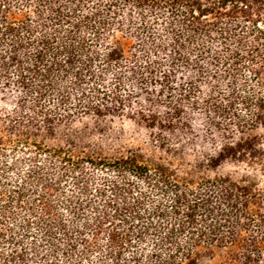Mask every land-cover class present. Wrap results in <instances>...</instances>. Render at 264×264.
<instances>
[{
	"label": "trees",
	"instance_id": "16d2710c",
	"mask_svg": "<svg viewBox=\"0 0 264 264\" xmlns=\"http://www.w3.org/2000/svg\"><path fill=\"white\" fill-rule=\"evenodd\" d=\"M0 264H264V0H0Z\"/></svg>",
	"mask_w": 264,
	"mask_h": 264
},
{
	"label": "rangeland",
	"instance_id": "374dc122",
	"mask_svg": "<svg viewBox=\"0 0 264 264\" xmlns=\"http://www.w3.org/2000/svg\"><path fill=\"white\" fill-rule=\"evenodd\" d=\"M111 127H112L111 130L113 131L112 133L123 135V140H122L123 144H127L130 142L131 140L130 135L132 133V127L130 124L125 122L122 124L118 122H113ZM219 170L223 172L225 171L234 172L235 170H237V168L232 164H225L221 166Z\"/></svg>",
	"mask_w": 264,
	"mask_h": 264
}]
</instances>
